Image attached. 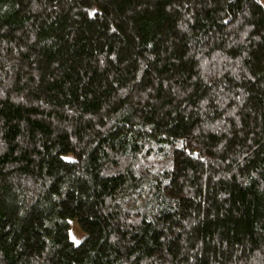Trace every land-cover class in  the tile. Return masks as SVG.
<instances>
[{"label": "trees", "instance_id": "obj_1", "mask_svg": "<svg viewBox=\"0 0 264 264\" xmlns=\"http://www.w3.org/2000/svg\"><path fill=\"white\" fill-rule=\"evenodd\" d=\"M0 264H264V0H0Z\"/></svg>", "mask_w": 264, "mask_h": 264}, {"label": "rangeland", "instance_id": "obj_2", "mask_svg": "<svg viewBox=\"0 0 264 264\" xmlns=\"http://www.w3.org/2000/svg\"><path fill=\"white\" fill-rule=\"evenodd\" d=\"M69 234L70 238L76 242L81 241L85 236V231L80 227L76 218H70Z\"/></svg>", "mask_w": 264, "mask_h": 264}]
</instances>
